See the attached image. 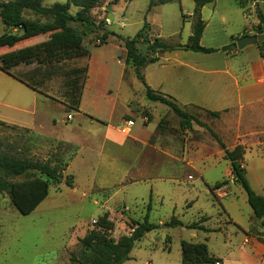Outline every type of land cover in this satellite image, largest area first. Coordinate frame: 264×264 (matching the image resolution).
<instances>
[{
  "label": "rangeland",
  "instance_id": "374dc122",
  "mask_svg": "<svg viewBox=\"0 0 264 264\" xmlns=\"http://www.w3.org/2000/svg\"><path fill=\"white\" fill-rule=\"evenodd\" d=\"M228 2L229 6L233 4V0ZM56 3L66 4L67 0H43L45 7ZM148 5L149 0H104L92 11V17L97 22L108 17L109 30L116 37L110 36L106 44L100 45L103 32L99 37L87 36L84 45L90 51L89 57L53 65L37 64L34 70L23 64L13 68L11 74L0 69V152L34 161L51 160L66 168L63 183L51 186L48 198L29 215L21 214L6 193L0 194V264H88L86 256L90 253L85 252L80 239L106 213L111 223L108 234L116 242L129 235L135 222H143L148 215L149 222L158 226L136 243L125 264H182V241L207 244L211 253L225 257L224 264H262L252 253V243L244 240L249 233L264 244L260 222L254 218L246 192L236 182L233 184L230 162L225 160L211 132L218 134L226 146L234 144L239 133L225 126V122L229 123L225 118L217 120L194 108L188 111L210 131L196 122L192 129L184 130L181 119L170 108L147 100L143 84L126 64V51L118 46L121 40L117 37L134 38L146 24L151 38L168 44L188 43L195 17L186 15L193 12V0H176L150 11ZM77 11L71 6L72 15ZM223 13L227 23L214 24L213 30L225 28L228 34L236 33L244 21L240 10L228 7ZM254 20L250 15L245 21L249 32ZM6 28L0 18V36ZM32 41L31 45L38 43ZM223 43L214 33L206 38L208 48L218 49ZM249 46L255 50L258 45ZM8 50L1 49L0 57ZM241 54L238 60L243 62L246 53ZM87 66L86 73L72 74ZM79 92L82 103L77 110L71 105L75 106ZM129 100L137 126L147 130L142 127L143 122L149 129L157 128L153 142L162 144L173 138L176 148L188 139V157L215 159L204 179L190 170L177 181H157L158 174L154 173L137 184L127 181L116 188L89 190L98 181L109 187L136 175L144 155L142 147L104 143L107 125L119 127L129 109ZM82 111L86 114L82 115ZM226 128L233 133L228 134ZM55 137L77 145H65ZM243 145L249 174L253 173L252 167L255 169L250 176L254 187L264 188V180L258 179V169L264 166V133L248 136ZM167 171L159 175L169 176ZM68 177L74 188L66 185ZM224 181L227 184L213 195L209 187ZM173 217L183 222L207 217L204 225L212 231L202 233L167 226Z\"/></svg>",
  "mask_w": 264,
  "mask_h": 264
},
{
  "label": "trees",
  "instance_id": "16d2710c",
  "mask_svg": "<svg viewBox=\"0 0 264 264\" xmlns=\"http://www.w3.org/2000/svg\"><path fill=\"white\" fill-rule=\"evenodd\" d=\"M103 1L67 0L66 4L56 3L50 7H45L43 0L0 1V18L7 27L6 32L0 36V49H10L8 50L9 52L5 53L4 57H0V69L7 74H11V70L21 64L53 65L63 61L89 57L90 51L84 45V40L87 36L99 37V33L103 32V36L100 38L102 41L100 45L106 44L110 36L116 37L114 32L106 29L108 25L105 20L97 22L92 17V11L100 6ZM125 1L131 2L132 0ZM175 1L149 0L148 11L156 6L166 5ZM193 1L195 3L193 14L195 22L193 23L192 35L187 44H168L162 42L159 38H151L149 25L147 24L134 38H117L122 41L126 51L127 66L134 70L136 77L144 86L147 100L170 108L181 119V127L184 130L192 129L193 122H196L210 131L208 126L201 124L193 114L181 108L172 97L151 89L144 75V70L148 65L157 63L160 55L168 52L185 50L214 54L217 52L229 53L233 50L238 51L237 41L240 38H233L230 45L221 49L206 48L201 45V39L206 27L201 11L206 5L211 4L213 0ZM234 1L237 6L244 9L248 3H256L260 0ZM71 6L78 8L75 15L70 13ZM257 16L259 25L254 30L256 32L255 35H264V14L260 9H257ZM244 36L246 35H242V37ZM33 39L37 40L38 43L31 45L34 42L32 41ZM22 42L27 43L21 47L20 44ZM258 45L262 50L264 49V42L258 43ZM87 70L88 66L84 70L76 69L72 74H84ZM80 96L81 92L78 94L75 106L71 105L77 110L81 104ZM208 114L217 119L220 117L221 112H208ZM211 133L223 149L225 160L231 164L234 182L239 184L246 192L254 218L260 222L264 235V196L257 194L252 189L247 178L244 164L245 149L239 145L235 149L229 150L217 134ZM65 170V166H62L59 162L51 160L34 161L0 152V194L6 193L21 214L29 215L48 198L51 186H58L63 183ZM226 184L227 181L218 182L214 186L209 187L210 192L215 195V191ZM66 185L70 188L74 187L71 177L66 179ZM150 210L151 205L148 206V211ZM207 221L208 218L203 217L199 221L186 224L173 217L167 226L209 233L212 230L204 225ZM95 225L93 230L80 239L85 252L90 253V255L86 256L88 264H125L131 259L130 254L136 243L142 240L146 234L158 228L157 225L149 222L148 215L143 222H135L131 228V233L116 242L108 234L111 231L108 213L103 215ZM181 252L182 264H215L218 261L221 262V260L210 254L209 248L205 243L182 241Z\"/></svg>",
  "mask_w": 264,
  "mask_h": 264
},
{
  "label": "crops",
  "instance_id": "0c3cea01",
  "mask_svg": "<svg viewBox=\"0 0 264 264\" xmlns=\"http://www.w3.org/2000/svg\"><path fill=\"white\" fill-rule=\"evenodd\" d=\"M228 7H235L240 10L241 17L244 20L243 24L240 25V29L237 30L236 33L229 34L226 32L227 29L225 28L222 29L223 31H220L217 28L213 30L214 24L219 26V24L224 25L227 23L228 20L223 11L227 10ZM257 9H260L264 14V0H260L256 3L250 2L244 9L237 6L234 0L233 4L230 6L228 0H213L211 4L206 5L201 11L202 19L206 23L201 39V45L208 48V45H206V38L210 33H214L215 37L224 40L223 45L218 49L230 45L233 38H241L244 34L246 36L254 35V30L256 26L259 25ZM194 10L195 7L193 5V12L188 13L186 16L193 18ZM250 15L254 16L255 20L253 22V30L249 32V27L245 21L248 20ZM107 29L108 31H111L108 26ZM191 35L192 32L189 35V38ZM249 45H246L242 49H238V51L233 50L229 53L217 52L215 54H204L177 50L162 54L157 63L148 65L145 68L144 75L146 82L154 91L172 97L176 100L178 105L186 111L194 108L201 109L207 114L208 112H221V115L217 120L221 118L228 120L229 123L224 121L225 126L228 128L229 125V128H235V131L237 134L239 133V136L237 135L236 142L230 146H226L227 143H225L219 136L218 137L229 150H233L239 145L244 147L243 143H245V139L248 136L264 133V49L262 50L257 44L258 46L253 50L254 48ZM118 46L120 49L124 48L122 41ZM243 51L246 53V60H243L242 62L238 59ZM35 65L37 64L27 66L34 70ZM131 103L132 101L129 100V109L118 128L107 125L104 133V143L109 142L118 147L125 146L128 143H131V145H140L143 149L144 155L141 162L137 165L135 172L136 175L134 177L126 178L125 182L120 181L118 184L113 183L109 187L101 185L98 181L94 183L89 190L99 191L116 188L117 186L127 183V181L131 184H137L148 180L151 178L150 175L154 173L158 174L155 176L157 181L174 182L179 180V178L185 177V174L190 170L194 171L198 176L204 179L205 174L207 173V168L215 165V159L212 157L204 159L188 157V139L184 140L183 143L176 148L173 138L161 142L162 144L153 142L152 139L156 134L157 128L154 126L149 129V127L144 125L143 122L142 127L147 130L137 126L138 122L133 118L136 113L134 109L131 108ZM61 105L63 104L61 103ZM142 107L147 108L148 106ZM189 113L192 114L191 112ZM81 114L83 115L86 113L82 111ZM129 119L135 120V126L131 129L129 135H124L121 130L125 126V121ZM53 122L54 124H57L56 120ZM26 128L30 129V127ZM227 128L226 131L228 134L233 133L231 131L230 133ZM55 140L62 142L65 145H77L73 142L58 138ZM245 166L247 178L251 186L257 194L264 196V188L261 186L259 190L256 189L253 180L250 177L251 175H254L253 173L255 172V169L252 167L250 173L251 171L253 173L249 174L248 166ZM165 169L168 170L167 172L169 173V176L159 175ZM180 169H182V171ZM258 170L261 173L260 176H258V179L264 180V166L259 167ZM230 171L232 174V168ZM232 182L235 184L234 180ZM257 183L260 185V182ZM152 196H155V193H153ZM219 198L221 199L222 197L219 196ZM199 218L200 217H197L196 221H198ZM185 223L189 224L192 223V221ZM239 227L244 230L243 225H239ZM198 232L203 233V231ZM247 234L248 235L244 240L248 241V243H252L250 247L253 255L264 264L262 261L264 258V244L255 241L249 233ZM193 238H196V234H193ZM210 254L221 260V263L224 264L225 257L217 256L211 253V251Z\"/></svg>",
  "mask_w": 264,
  "mask_h": 264
},
{
  "label": "water",
  "instance_id": "95a60500",
  "mask_svg": "<svg viewBox=\"0 0 264 264\" xmlns=\"http://www.w3.org/2000/svg\"><path fill=\"white\" fill-rule=\"evenodd\" d=\"M111 9V8H109ZM108 17H106L104 20H107ZM22 29V28H20ZM264 42V35H248V36H244L242 38H240L238 41H237V46H238V49H242L244 48L246 45H249V44H254V43H262Z\"/></svg>",
  "mask_w": 264,
  "mask_h": 264
},
{
  "label": "built area",
  "instance_id": "2783aa9c",
  "mask_svg": "<svg viewBox=\"0 0 264 264\" xmlns=\"http://www.w3.org/2000/svg\"><path fill=\"white\" fill-rule=\"evenodd\" d=\"M106 22H107V25H110V24H111V22H110L109 19H107ZM255 34H256V32H255ZM255 34H254V35H255ZM68 119H70V116H69ZM134 126H135V120H133V119L126 120V121H125V126L122 128L121 132H122L124 135H129L130 132H131V129H132ZM233 180H234V178H233ZM234 181H235V180H234ZM96 223H97V222L94 221V224H96ZM246 242H248V241H246ZM215 264H222V263H221L220 261H218V262H216Z\"/></svg>",
  "mask_w": 264,
  "mask_h": 264
}]
</instances>
